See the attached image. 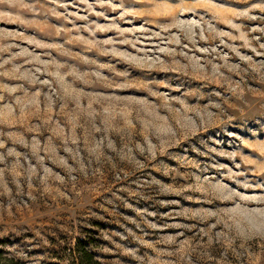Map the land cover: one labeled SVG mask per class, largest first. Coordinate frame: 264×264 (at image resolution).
<instances>
[{"label": "rangeland", "instance_id": "obj_1", "mask_svg": "<svg viewBox=\"0 0 264 264\" xmlns=\"http://www.w3.org/2000/svg\"><path fill=\"white\" fill-rule=\"evenodd\" d=\"M82 245L264 264V0H0V249Z\"/></svg>", "mask_w": 264, "mask_h": 264}, {"label": "trees", "instance_id": "obj_2", "mask_svg": "<svg viewBox=\"0 0 264 264\" xmlns=\"http://www.w3.org/2000/svg\"><path fill=\"white\" fill-rule=\"evenodd\" d=\"M77 255L74 254L73 264H100L96 259L95 253L87 246H80L77 249ZM0 264H21L15 258H10L5 255L4 251L0 249Z\"/></svg>", "mask_w": 264, "mask_h": 264}]
</instances>
